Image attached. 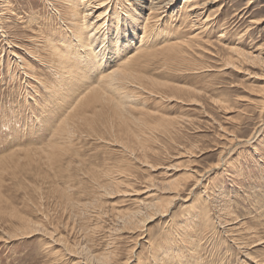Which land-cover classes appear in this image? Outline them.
I'll return each mask as SVG.
<instances>
[{"label":"rangeland","instance_id":"1","mask_svg":"<svg viewBox=\"0 0 264 264\" xmlns=\"http://www.w3.org/2000/svg\"><path fill=\"white\" fill-rule=\"evenodd\" d=\"M43 3L13 0L16 57L0 36V264H264V0L199 3L209 26L167 18L171 37L206 32L182 58L157 54L131 106L102 101L63 129L65 85L32 60L41 84L28 80L18 61L40 22L61 28ZM112 36L109 67L125 54Z\"/></svg>","mask_w":264,"mask_h":264},{"label":"bare ground","instance_id":"2","mask_svg":"<svg viewBox=\"0 0 264 264\" xmlns=\"http://www.w3.org/2000/svg\"><path fill=\"white\" fill-rule=\"evenodd\" d=\"M0 1L2 4L4 3V6L1 5L3 7L0 8V36L4 38L3 40L7 44L6 46L11 48L10 52H11L12 56L14 57L16 55V54L14 55L15 52L13 51V48L15 46L14 40L16 39V35H13L14 33L12 32V28H15L14 30H16L17 26L6 25V23L9 24L11 22V19H7V17L13 16V17H16L15 19H17V18H21L22 16L19 15V12L15 13V10H16L15 5L16 4L15 5L13 4V0H0ZM172 1L173 0H43V2H44L43 5L45 4L46 8L49 9L48 11H50L49 13L51 14V16L58 18L57 20L60 21L58 23H61V26L59 24H58V26H60L61 28L55 29V28L47 27V26H45V22H40L39 26H40L41 31L39 30V34L37 33L36 36L39 37V39H37V40L40 41L41 45L37 47V44H36V46H33L32 50L26 49L27 52L24 49V52L26 54H28L27 57H29V58L26 59L25 57H22V55H19L18 61H19V64H21L20 67L23 68V70H24V75L26 76V78L28 77V80L31 78L32 80H36L38 83L41 84V82L38 81V78L35 75L36 74L35 66L34 67L31 66L30 60H32V62H34L35 64L37 62H39L42 65H45V67L49 69L50 73L55 74L54 76L56 77V81L60 80L59 82H63V85H65L63 87L65 89V93H66V96L64 98V102L66 104H68L69 110L67 111V113H65V117L63 119H61L60 124L58 123L59 128H60V126H62L61 128L63 129L64 128L63 124H65V126H68L67 124L71 125L70 122L75 117L76 118L79 117L78 115L84 109L97 108L99 105L102 107V104H103L102 101L107 102L108 100H111L116 105L121 106L123 104H126V106H128L130 104V106H131V103H129L130 101L128 102V99L132 95V93L130 91L131 87H134L136 89V86H137L136 84L140 85L141 83H143L142 82L143 78L146 79V77H147V76L145 77V75H144L146 72V69H147L148 65H150V64H152V62L156 61L157 54H160V56H161V54H163V52L165 50L166 54L165 55L163 54L165 57H171V59H172V57L173 58H176V57L182 58V57H184V54H183L184 50H186V52H187V50H189L187 48L190 46V43L191 42L193 43L194 41L197 42L196 40L201 39L200 34L203 33L207 28V27H203V25H200L197 27V29H195V30H197L196 33L189 36L187 39H183L181 37H178L179 35H176V37L175 36L171 37L172 35L170 32V29H168L166 27L164 22L167 18H170L171 16L174 17L175 15H176V18L180 17L181 19H184L185 17H190L191 22H192L191 26H190V28H191V27L195 26V24L197 23L198 20L199 21L201 20L200 18H201V13L203 12V8L199 6V3H201L202 6H204V8H205L206 2L214 3L216 0H202V1H200V0H182L181 3H183V6L181 7V9L179 8V10H174V7H172L171 9L169 8L170 10H168L167 8L170 4H172V5L175 4ZM28 4L30 7L32 6V3H27V5ZM32 12L33 11H31V13ZM33 15L35 18L37 16V13L34 12L32 14V16ZM168 15H170V16L168 17ZM5 16H7V17H5ZM192 19H196V20H192ZM206 19H208V16ZM206 19L201 20V22L204 24V26L206 25V22H207ZM41 20H42V17H41ZM49 20L50 19H48V21ZM46 21H47V19H46ZM30 22H31V20H30ZM208 22H209V20H208ZM10 25H11V23H10ZM52 25H53V23H52ZM46 29H47V31H46ZM43 31H45V32H43ZM193 31H191V32H193ZM98 33H99V35H98ZM113 34L115 35V40L120 39L124 36L125 43L129 39L131 40V38H132L135 40L134 44H136V45L133 46L132 51H127L129 46L127 44H125L124 42H122V46L119 49H116L117 51L116 50L115 51H116L117 55L121 54V52L122 53L124 52L125 54L120 59L119 64H117L118 62L117 63L115 62L116 63L115 67L114 66L109 67L108 63L105 62V61H107V59L109 57H105L106 56V54H105L106 50H104V48L106 46H109V44H108L109 41H106V38L109 39V36H111V38H112ZM130 36H131V38H130ZM98 38H101L100 42L102 43V45L99 49L95 46V42ZM34 43H35V41H34ZM160 43H162V44L157 47V45ZM195 47H197V45ZM195 47H193V48H195ZM198 50H199V48H198ZM232 50H235V49H232ZM189 52L190 51H188V53ZM242 53L243 54H241V56L245 55L244 57H246V60H247V58L250 59L249 55L244 54V52H242ZM192 56H193V54H192ZM195 56H196V54H195ZM103 59H105V60H103ZM112 59H115V58H112ZM115 60L119 61L118 59H115ZM186 60H187V58H185V61ZM115 63L113 62V64H115ZM231 65H233V63ZM108 67H109V69H108ZM146 75H148V74H146ZM59 82H57V83H59ZM153 83H155V81ZM161 84H162V86L164 85L163 83H161ZM61 85H62V83H61ZM166 85L167 84L165 83V86ZM170 86L174 87L173 85H170ZM54 88H56V87H54ZM176 88L178 89V87H176ZM184 88L185 87L183 86V89ZM60 89H62V88H60ZM186 89H188L187 86H186ZM141 90H142V88H141ZM49 91H47V92H49ZM135 91H137V90H135ZM135 91H133V92L135 93ZM60 93L62 94V92H60ZM136 95H137V93H136ZM139 95H141V94H139ZM139 98H141V97H139ZM51 99H54V98H51ZM132 99L134 100V98H132ZM104 104H105V102H104ZM107 104L108 103H106V105ZM134 105H132V107ZM123 106L125 107V105H123ZM119 108H121V107H119ZM98 109L99 108H97V111H98ZM107 109H108V106H107ZM128 109H129L128 111L131 112L130 108H128ZM104 110H106V108L102 109V111H104ZM138 110H140V109H138ZM91 111H93V110H91ZM108 111L110 112V110H108ZM124 111H126V110H124ZM124 111H122V113ZM140 111H143V110H140ZM129 112H124V113H129ZM132 112H133V110H132ZM81 115L82 114H80V116ZM109 115H110V113H109ZM107 120H108V118H107ZM74 121L75 120H73V123H75ZM123 122H124V120H123ZM75 125H77V124H75ZM121 125H123V124H121ZM79 126H80V124H79ZM105 126L103 125V128ZM106 127L108 129V126H106ZM126 127H128V126H126ZM59 128H57L58 129L57 132H60ZM71 128H73V127H71ZM66 129H70V127H66ZM80 130H81V128H80ZM129 130H128V132H129ZM61 131H63V130H61ZM64 131H65V129H64ZM69 131H67V133H65L66 137H67V134ZM71 132H72V130H71ZM152 132H154V131H152ZM74 133H75V131H74ZM72 134H73V132H72ZM69 135L71 136V134H69ZM63 137H64V135H63ZM71 137H73V136H71ZM67 138H68V140L71 141V138L69 136ZM54 143H56V142H54ZM66 143L68 144V142H66ZM68 145H70V144H68ZM54 147H55V145L51 144V148H54ZM43 149H44V147H43ZM258 149H259V147H258ZM64 150H65V148H64ZM48 151H46V153ZM52 152H54V151H52ZM59 152H60V150H59ZM49 153H47V155H49ZM50 154H52V153H50ZM57 154L55 153V155H57ZM52 155H54V154H52ZM61 156H63V155H61ZM26 157H28V156H26ZM26 157H23V158L25 159ZM54 157H56V156H54ZM57 157H59V156H57ZM42 159H45V158H42ZM52 159H53V157H52ZM54 159H57V158H54ZM17 160L18 159H16V161ZM58 160H60V159H58ZM12 161L14 162L15 159ZM7 162H5V163H7ZM26 162H27V160H26ZM26 162H25V164H26ZM53 163H57V162L53 161ZM15 164L17 165V163H15ZM27 166H31V165H27ZM18 167H19V165H18ZM14 169H16V167ZM17 170H19V169H17ZM19 171H17V172H19ZM37 172H39V171H37ZM37 172H36V174H37ZM30 173H32V172H30ZM11 175L13 176V173ZM14 176H16V175H14ZM17 177H19V176H17ZM22 178H24V177L22 176ZM47 178H48V176H47ZM1 196H0V198H1ZM259 240L260 239L258 238V241Z\"/></svg>","mask_w":264,"mask_h":264}]
</instances>
